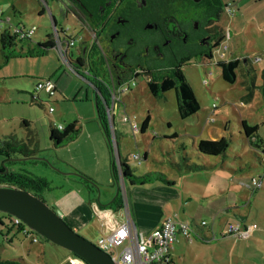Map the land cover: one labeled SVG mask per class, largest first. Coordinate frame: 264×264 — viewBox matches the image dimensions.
Instances as JSON below:
<instances>
[{"label":"rangeland","instance_id":"obj_1","mask_svg":"<svg viewBox=\"0 0 264 264\" xmlns=\"http://www.w3.org/2000/svg\"><path fill=\"white\" fill-rule=\"evenodd\" d=\"M46 1L48 7L55 12L54 1ZM40 10L44 11L42 15H39ZM0 11L2 18H9L14 26L20 21L29 28L37 27L33 42L25 41L15 49H8L11 57L7 61L0 50V143L8 134H15L27 142V127L24 125V121H27L35 137L31 145L35 151L31 158L22 155L13 157L17 161H6V157L0 155V166L6 162L7 169L11 171L46 178L50 189L44 190L39 197L55 211L58 210L57 201L67 192L71 193L70 199L80 193L88 205L91 200H99L107 205L117 194L118 185H94L80 177V173H83L104 181L111 164L106 136L97 116L95 87L87 78L76 73L54 47L43 55H31L27 52L53 33L51 17L43 0H0ZM223 15L220 27L226 36L222 27L226 15ZM64 23L70 27L71 33L76 35L79 42L91 40L92 34L77 25L75 28L72 19ZM22 47L24 51L21 50ZM256 49L257 47H248V53L255 60L252 63L256 74L255 82L261 85L264 80L261 74L264 59L256 61L255 58L264 56V52ZM236 50L235 54L241 52L238 48ZM212 51V58L196 50L180 56L184 58V74L201 106L196 114L185 119L178 114L175 90H168L161 97L153 96L148 89L146 75L113 84L111 78L103 73L100 81L112 88L109 96L112 101L116 100L113 114L119 135L120 155L127 157L136 176L150 171L165 172L168 175L175 167L167 160L166 150L174 155L176 161L185 152L191 162L213 165L205 173L208 176H202L203 180L216 185L215 191L220 185L222 191H219L220 197L216 202L221 203V206L228 204L232 207L228 213H220V220H213L215 214L206 215L211 208L206 201L202 204L183 203L178 210L181 216L191 222L188 215L191 214L209 225L215 224L210 235L216 236L210 242L194 237L189 245L185 241L173 244L174 262L167 264H264V180L263 186L256 192L246 186L252 177L264 178V170L241 125L242 119L249 124L259 123L260 134L264 138V96L261 88L256 87L251 101L246 100L245 94L249 91L245 88L251 86L254 78L247 76V62L243 58H240L236 81L230 83L222 77L217 61L234 57L230 55V51L223 49V45L213 47ZM80 70L85 71L83 68ZM40 80H52L57 86L56 92L50 96L47 91L38 90L36 85ZM31 94L38 95L43 103L33 100ZM125 116L129 119H125ZM147 116L150 117L149 125L142 133L140 128ZM73 121L78 122L80 134L75 140L56 148L50 140V128L65 126ZM134 123L137 124V131L134 130ZM224 124L227 126L225 131ZM108 125L114 142L109 117ZM212 135L216 137L213 138ZM221 136L230 144L225 158L201 155L195 149L199 139H216ZM259 144L264 146L263 142ZM145 150L149 151L144 160ZM122 187L123 185L122 209L113 210L120 221L125 219L124 212L127 214V197ZM235 213L244 219L236 217L238 215H234ZM73 215L80 218L81 210ZM224 216L225 220H229L226 225L221 222ZM8 218L6 213L0 211L2 259L14 260L18 264H61L73 257L67 249L40 235H36L37 241H33L19 231L17 226L13 227L12 220ZM65 221L72 227L71 222L67 219ZM73 223L82 226L80 221ZM229 223L240 225L241 229L251 227L248 237H223ZM105 229L106 220L96 216L88 226L76 231L96 243L100 236H104ZM125 245L126 243H122L116 248L120 250Z\"/></svg>","mask_w":264,"mask_h":264},{"label":"flooded vegetation","instance_id":"obj_2","mask_svg":"<svg viewBox=\"0 0 264 264\" xmlns=\"http://www.w3.org/2000/svg\"><path fill=\"white\" fill-rule=\"evenodd\" d=\"M53 1L56 5L55 12L48 7V2L43 0L51 17L53 33L38 43L51 40L58 52L59 46H69L66 49V59L76 73H79L82 67H77L72 62L73 59L81 57L86 62L84 72L88 69L90 73L98 76L104 73L111 78L113 84L114 76L127 78L147 76V72L167 71L175 63L183 61L184 58L181 59L180 56L195 50L206 55L217 39V26H220L217 17L222 15L223 11L217 0ZM43 12L40 10L39 15ZM69 19H72L75 28L77 25L90 32L91 40L79 42L76 35L71 33L70 27L64 23ZM18 24L26 26L20 21ZM36 30L24 42H33ZM221 44L222 42L218 46ZM106 86L110 87L108 84ZM111 91L110 87L109 95ZM100 98L106 108L116 103L110 96L109 102L101 94ZM15 156L6 157V161H17L13 159ZM32 156L33 154L24 157ZM4 163L2 166L5 168L0 171L8 173L11 170L7 169L8 165ZM119 190L121 193V185ZM98 202H95L98 205L95 207L101 209L110 203L105 205ZM56 212L65 219L59 209ZM7 216L12 220V216ZM72 256L77 258L75 254Z\"/></svg>","mask_w":264,"mask_h":264},{"label":"trees","instance_id":"obj_3","mask_svg":"<svg viewBox=\"0 0 264 264\" xmlns=\"http://www.w3.org/2000/svg\"><path fill=\"white\" fill-rule=\"evenodd\" d=\"M217 2L222 8L221 0H217ZM220 16L221 15L219 14L217 17L218 22L220 20ZM1 17H2V12H1ZM3 20H5V18H3ZM223 39H224L223 31L221 27L218 25L217 39L215 40V43L212 46L213 47L218 46ZM24 40L25 38H20L19 35L15 33V31L12 29L10 20L7 21L4 27L2 26V28L0 29V45H1L0 50L6 61L11 57L8 49L9 48L15 49V47H18L19 44L24 42ZM54 46H55L54 43L51 40H48L44 43H37L35 47L29 48L27 52L30 53L31 55L33 53H35L36 55H43L49 52V50L52 49ZM21 50L24 51L23 47L21 48ZM206 56L210 58L214 57L212 49L209 50V52H207ZM224 56H226V54ZM246 60H247V64L245 66L247 67V76L250 78L251 77L254 78L252 79L251 86L245 88L247 89V91H249L248 93L245 94V98L247 101H251L254 94V88L256 87L261 88L264 96V80L261 85L256 84L255 82L256 74L254 72V67L252 65L253 62L248 57H246ZM65 61L68 63L67 59ZM72 63H74L75 66L82 67L85 70L84 66H86V62L84 58L79 57L78 59H73ZM217 65L221 68L222 77L226 81L230 83L236 81L237 73L241 65V61L239 58L219 60L217 61ZM184 66H185L184 61L182 62L179 61L175 63L167 71L163 70L158 72H147V77H148L147 85L149 91L153 96L161 97L166 91L171 89L175 90L178 114L183 119L196 114L201 108L200 103L195 95V92L184 74V70H183ZM79 74L87 78V80L93 85V87H95V90L97 92L96 95L97 116L104 130L108 149L110 152V161H111L110 169L112 174V180L115 183H119V181L124 180V182H128L130 186H145L146 184H150L156 181L161 182L168 187L173 186L174 180L168 178L164 172L150 171L145 173L144 175L136 176L132 170V167L127 162L128 160L127 157H123L120 155L119 156L120 160H117L118 156L116 151V145L119 150V144H118L119 135L114 125V114H112V119H111L113 133L115 136V141L113 142L111 139V132L108 125L107 108L105 107V105L103 104L100 98V94H101L102 96H104L106 101L109 102L110 99L108 97H109L110 87H107L106 84L100 81L101 79L100 76H98V74L95 73L92 74L88 69L86 70V72H82V70H80ZM261 74L262 77H264V69L262 70ZM129 78H131V76L127 78L126 76H118V77L114 76L113 80L115 81V83L119 84L122 83L124 80L125 81L128 80ZM31 96L32 99L35 100L36 102H39L40 104L43 103V101L40 100L38 95L31 94ZM149 119L150 117L147 116V118L145 119V121L143 122L140 128V131L142 133H144L147 130L149 125ZM24 125L27 127V136H28L27 142L19 139L15 134L5 135L0 143L1 156L11 158L12 156L15 155L29 156L31 154H34L35 148H31V145L35 140L33 131L30 128V125L27 121H24ZM241 125L246 138H248L250 145L253 147V152L256 154V157L259 163L261 164V166L264 168V159H263L264 146L262 144H259L261 143L262 139L258 135L260 124L259 123L249 124L247 120L242 119ZM80 131L81 128L78 126L77 121L68 123L65 126L63 125L61 128H59L58 126H52L50 128V140L52 141L53 145L57 148L67 144L68 142L75 140L77 136L80 134ZM229 146H230L229 141L225 137H220L216 139L201 138L199 139V142L197 143L195 149L201 155H208L214 157L220 156V158L223 159L227 156V151L229 149ZM166 155H167L166 156L167 160L170 161L172 165L175 168H178V170L180 171L199 172L204 170H210V167L213 166L212 164L197 163L193 161L191 162L188 154L185 152L184 155L180 156L179 161H176L174 159V155L171 154V152L168 150H166ZM4 168H5L4 166H0V170ZM80 177L85 181L92 182V180L83 173L82 174L80 173ZM259 177H261L262 179L261 186L259 187L252 186L251 182L253 177L251 178L250 183L246 184V186H248V188H250L254 192L259 190L263 186V180H264L262 176ZM0 183L12 184L27 189L37 196H39L40 193H42L46 189H49L50 187L49 181L44 177L31 176L25 173H18L11 171H9L8 173L5 172L1 173L0 171ZM118 187H120V185H118ZM122 206H123V196L121 195L119 190L116 196L113 198V201H111L108 206H104V207L112 208L114 210H119ZM174 219L179 220L177 218ZM215 219L216 217L213 220ZM203 221L205 220L203 219L200 220L196 225H193L190 222H186L193 230L191 237L192 239L194 237L202 239L204 237L202 236V231L205 232L204 229L206 228L209 229L211 232H213L212 226H214V224L212 223V225H209V223H207L206 221L205 223H203ZM229 225L233 227H237L240 230L248 229L246 226L241 229L240 225H233L230 223ZM200 226L202 227L201 228L202 230L199 229ZM17 228L19 231H21L20 227ZM227 229H225V231L223 232L224 234L223 237L226 235H234L233 232H229V231L227 232ZM36 235L37 234H34V237L36 238L37 241ZM239 238H243V237H239ZM0 264H18V263H16V261L14 260H9V259L4 260L0 256Z\"/></svg>","mask_w":264,"mask_h":264},{"label":"crops","instance_id":"obj_4","mask_svg":"<svg viewBox=\"0 0 264 264\" xmlns=\"http://www.w3.org/2000/svg\"><path fill=\"white\" fill-rule=\"evenodd\" d=\"M221 3L223 10L220 18L221 22L222 17H224L223 14L226 15V20L223 24L221 23L226 35L224 36V40L222 41L223 49L225 51H230V55H232L234 58H243L244 62H247L246 57H248L254 64L255 60L250 58L248 47H257V51L264 52V48H261L264 47V0H221ZM1 19L3 20L2 17ZM1 23L3 25V21H1ZM237 48L240 49L239 51H241L240 53L238 52L239 54H235ZM262 58L264 59V56L255 59L257 61L261 60ZM226 129L227 126L226 124H224L223 131H225ZM258 135L261 137L260 129L258 131ZM212 137L215 138L216 136L212 135ZM261 139V142L264 143V138L261 137ZM116 151L118 156L117 160H119L120 150H118L117 145ZM148 151L149 150H145L143 156L144 160L147 159ZM238 158L241 157L238 156ZM233 171L235 172L236 169H233ZM206 172H208V170L199 172H185L178 170V168H175L174 171H169L170 174L168 175L164 172L168 178L174 180V184L171 187L165 186V184L158 181L146 184L145 186H130L127 188L123 186L122 188L126 193L128 201V203L126 201L127 214L124 212L123 217L125 219L123 221H120L118 218H116L115 214L112 215V217H114V223H112L111 225L114 226L115 223H124L129 219L134 225L138 234L140 236H145L150 234L165 219L169 217L177 218L184 222H189L187 219H184L181 216L178 211L179 208H181L183 203L188 204L193 202L194 204H202L205 201L207 205H211V208L206 213V215L215 214L214 217L219 219L220 213H228L229 208L232 207L228 204H222L221 206V203L216 202V200H218L220 197L219 193L222 191V189L220 185H218L219 189L215 191L216 185H213L211 181L203 180L202 176H208L207 174H205ZM103 173L105 174L106 172ZM87 175V177L92 180L94 185H130L128 182L123 181L115 183L112 180L110 167L107 169L105 178L106 180L104 181L96 176H92L89 174ZM76 184L80 185V183L78 182H76ZM70 195L71 193L67 192L63 197H61L59 201H57L56 204L61 214L65 217V219H67V221L71 222L72 226L75 229H83L88 226L96 216H99L96 213L95 209V206H98L96 204L98 201H91V203H89L88 205L85 198L80 193L76 194L77 197L73 195V199L69 198L71 197ZM65 197L66 200L64 201ZM78 210H81L82 213V216L80 218L73 215V213ZM188 215H190V223L193 225H196L200 220H202H198L191 214ZM234 215H238L236 217H240V214L238 213H235ZM240 219H244V217L241 216ZM74 221H80L82 226H77L73 223ZM221 222H224L226 225L229 220H225L224 216ZM0 224H2V222H0ZM108 226L110 225H108L106 221V231L103 235L110 234L112 229ZM201 228L202 227L200 226L199 229ZM204 230L205 232L202 231V236L204 237L201 240L210 242L212 238L215 237V235L212 234L211 236V231L207 228ZM183 241L188 242L187 244L189 245L192 239L186 236H182L174 244L181 243ZM174 249L175 247H173L171 250V260L169 263L174 262Z\"/></svg>","mask_w":264,"mask_h":264},{"label":"built area","instance_id":"obj_5","mask_svg":"<svg viewBox=\"0 0 264 264\" xmlns=\"http://www.w3.org/2000/svg\"><path fill=\"white\" fill-rule=\"evenodd\" d=\"M1 21H3V25ZM7 21H9V18H5V20L1 19L0 11V29L2 26H5ZM11 27L20 38L25 39L30 37L36 30L35 26L29 28L20 24L15 26L11 24ZM70 44H72V42H70ZM68 47L69 46L62 48L59 46V52L64 60H66V49ZM36 88L38 90L47 91V93L51 96L56 92L57 86L52 80H40L37 83ZM113 92L115 93V90ZM214 107H216L215 104ZM50 111H52V107ZM113 111L114 105L111 108H107L110 121L112 119ZM126 118L128 117L125 116V119ZM61 127L62 125L59 128ZM134 130H138L136 123H134ZM251 184L253 187L261 186V177H253ZM95 209L96 213L101 218L105 219L107 224L110 225L108 227H111L112 229L109 235L100 236L95 244L100 249L110 254L116 264H167L171 260L170 253L173 248V244L182 236L192 239L193 230L190 228L189 224L184 221L169 217L150 234L140 236L129 219L124 223H115V225L112 226L111 224L114 223V217H112L114 212L110 209H101L98 207H95ZM203 223H205V221H203ZM12 224L20 227L21 231L24 232L26 236H29L33 241H36V238L34 237L35 233H33L19 218L12 217ZM250 229L251 227L246 230H240L237 227L229 225L227 232H233L234 235L238 237H246L249 235ZM122 243H126V245L122 249L118 250L116 247Z\"/></svg>","mask_w":264,"mask_h":264},{"label":"water","instance_id":"obj_6","mask_svg":"<svg viewBox=\"0 0 264 264\" xmlns=\"http://www.w3.org/2000/svg\"><path fill=\"white\" fill-rule=\"evenodd\" d=\"M0 211L19 218L33 233L77 256L61 264H116L110 254L79 234L44 200L27 189L0 183Z\"/></svg>","mask_w":264,"mask_h":264},{"label":"clouds","instance_id":"obj_7","mask_svg":"<svg viewBox=\"0 0 264 264\" xmlns=\"http://www.w3.org/2000/svg\"><path fill=\"white\" fill-rule=\"evenodd\" d=\"M108 207L104 208V209H107ZM112 210V208H110ZM113 211V210H112Z\"/></svg>","mask_w":264,"mask_h":264}]
</instances>
